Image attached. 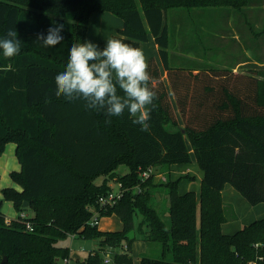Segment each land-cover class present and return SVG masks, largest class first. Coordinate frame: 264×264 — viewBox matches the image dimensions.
<instances>
[{"label": "trees", "instance_id": "16d2710c", "mask_svg": "<svg viewBox=\"0 0 264 264\" xmlns=\"http://www.w3.org/2000/svg\"><path fill=\"white\" fill-rule=\"evenodd\" d=\"M263 2L0 0V39L16 28L22 41L20 53L12 58H4L0 49V156L8 143L17 145L21 171L12 172L11 178L23 188L1 190L0 264H66L67 258L104 264L109 251L112 264H134L136 238L128 234L139 213L143 221L138 233L162 248L160 258L143 255L141 264H264V218L233 234L222 228L235 217L229 216L222 199L226 185L252 206L264 203V70L241 73L234 71L236 65L214 68L193 59L182 65L168 51L167 26L169 11L215 9L202 11L198 21L222 20ZM106 12L123 20L112 38L141 48L152 37L158 47L162 67L154 57L148 60L157 98L150 105L147 132L132 123L127 109L122 116L109 117L105 110L86 109L82 99L69 102L55 95V77L66 68L69 48L88 41L92 15ZM189 19L182 22L179 49L201 57L196 40L194 45L184 43L190 39ZM56 23L64 24L60 44L46 48L36 42L38 34L46 35ZM213 26L211 42L220 46L224 31L219 24ZM117 92L124 95L119 87ZM192 156L202 173L199 198L194 191L180 193V180L171 179L173 167L192 163ZM122 165L128 168L125 175L116 172ZM150 168L154 173L143 182L140 171ZM160 169L169 172L162 184L169 222L151 203ZM102 175L105 180L96 184ZM110 181L128 190L115 206L104 208L99 199L113 191ZM3 200L13 202L18 212L8 223L1 212ZM29 209L32 217L19 216ZM95 212L100 219L116 215L122 230L91 225ZM72 235L98 241V249L83 260L74 257L69 247L59 245ZM124 244L127 251H121Z\"/></svg>", "mask_w": 264, "mask_h": 264}, {"label": "clouds", "instance_id": "9594fccd", "mask_svg": "<svg viewBox=\"0 0 264 264\" xmlns=\"http://www.w3.org/2000/svg\"><path fill=\"white\" fill-rule=\"evenodd\" d=\"M63 31L64 24L56 23L46 35L38 34L36 42L55 47L64 40ZM17 37L16 28H10L6 38L0 39L4 58L20 53L22 41ZM148 68L143 50L121 39H107L102 49L91 41L74 43L65 70L55 77V95H63L69 102L82 99L86 109L105 110L109 117L122 116L127 109L134 118L132 123L147 132L151 118L148 106L157 98L156 81ZM117 87L124 95L118 94Z\"/></svg>", "mask_w": 264, "mask_h": 264}, {"label": "rangeland", "instance_id": "374dc122", "mask_svg": "<svg viewBox=\"0 0 264 264\" xmlns=\"http://www.w3.org/2000/svg\"><path fill=\"white\" fill-rule=\"evenodd\" d=\"M214 11L215 9H198L195 11L190 12H178V10L169 11L167 14V26L170 30V47L168 49L170 55L176 54L177 59H179V62L182 65H186V60H191L192 56L197 57V54L195 52L186 51L183 49H179L182 44V34L180 32V28L185 26V22L187 21V18H191L188 20L187 25V31L186 33H189V42L185 41L184 43H190L192 45L196 44L200 47V50L202 51V56H198V58L203 59L202 62H206L207 65H210L214 68H231L232 65L229 63L230 57H227V54H229L230 50H235L232 48H229L232 43H230L231 36H233L235 29L232 26V20L226 24V27L223 28L225 30V38H223L220 41V46H217L215 43V47L212 44L211 40L213 39L212 35H215L213 31L209 30V25H202L199 23V19L197 16L201 14L202 11ZM184 14V15H183ZM180 15H183L180 19H183L184 23H178V17ZM104 20L103 23L101 20ZM225 26V25H224ZM123 27V20L111 13H95L92 15L88 27V41H91L102 49L105 46V43L107 39L112 38L113 35L117 34V31L119 28L121 29ZM191 36L194 37L191 38ZM219 37V36H218ZM176 38V39H175ZM232 42H234L232 40ZM235 47L239 48L238 42L235 43ZM212 48V49H211ZM173 57V56H171ZM200 60V63H202ZM166 80V78H165ZM167 83V80H166ZM168 85V84H167ZM174 105L175 101L173 99ZM176 109V107H175ZM177 112V109H176ZM177 118L179 119L180 125L181 119L177 112ZM189 145V143H188ZM192 159L194 162L186 164V165H178L174 166L173 170L171 172V179L172 180H180L179 182V192L184 193L187 190H197L201 189V179H202V173L199 169L195 157L192 156ZM184 170V171H183ZM187 172L185 175H181L183 172ZM116 172L120 175H125L128 172V168L126 166H119L116 169ZM186 176V177H185ZM105 176H99L95 179L96 184H101L105 180ZM169 178V172L164 171L163 169H160L157 171L155 177H154V183L158 186L156 191L152 193V205L155 209L159 211V213L163 216V219L167 222H169V219L167 217L168 206L165 202V188L162 184L165 183V181ZM113 188H116L115 181L109 182ZM113 184V185H112ZM233 191L232 195L229 196L228 191L225 192V199H223V202L226 204L225 207L227 209V212L229 216L231 214H234L236 212L238 216V220H231V222H227L223 225V232L227 234H233L239 228L241 229L245 224H248L250 220H260V218H264V204H258L256 206L250 205L245 198L235 190L232 186L228 185ZM10 205V202L8 200H3V206ZM10 206H7L8 209ZM30 210V209H29ZM234 210V211H233ZM32 212V211H31ZM31 212L30 215H31ZM143 221V216L139 213L135 216V229L130 232L129 238H136V241L143 242L141 244L136 245L135 252H132V256L134 257L135 261H138L139 258H142L143 255H148L150 257L154 258H160L162 255V248L161 245L154 242H147L144 241L143 236H140L138 233V225ZM101 229L104 230H118L121 229V223L116 217V215L112 216H105L101 218L99 226ZM60 246L63 247H69L72 252H76L80 254L83 258L88 256V254L91 251H95L98 249V241H92V240H83L81 238H72L67 237L65 239H62L59 242ZM145 245L146 250L144 253L140 254L137 253L139 250H142V246ZM133 251V250H132ZM139 263V262H137ZM71 264H75V261L72 260ZM255 264V263H251Z\"/></svg>", "mask_w": 264, "mask_h": 264}, {"label": "crops", "instance_id": "0c3cea01", "mask_svg": "<svg viewBox=\"0 0 264 264\" xmlns=\"http://www.w3.org/2000/svg\"><path fill=\"white\" fill-rule=\"evenodd\" d=\"M103 14H105V13H103ZM231 20H232V26L235 29V32L233 33L234 35L231 36L232 37L231 40H235V41L232 42L230 40V43H232V44L230 45L229 48H232L235 50H230L229 54H227V57H230L229 63H231V65H236L235 67L233 66L234 71H239L241 73H253V72L260 71V70L261 71L264 70V4H262L260 6H256V7L246 8L243 12L239 13L236 17L231 16L228 19L223 18L222 20H220V18H218V17L217 18L207 17V19L205 21H199V23H205L206 22L208 25H210L212 27V28H210L208 26L210 28L209 30L214 32V30H213L214 26L213 25L219 24L223 29L226 27V24L229 23ZM101 21L102 22H100V23L104 22L103 19ZM223 31H224L223 32V38H225L224 34L226 32L224 29H223ZM236 41L239 44V48L235 47ZM140 49L143 50V52L147 58V61L151 57H154L157 60L158 64L162 67V61L160 59L158 47L155 44L154 38L150 37V40L148 42L142 43ZM174 53L177 54L176 51ZM191 59L196 60L198 62H200V60L202 62V60H203V59L198 58L196 56L195 57L192 56ZM162 73H163V77L165 79L166 75H165V71L163 69H162ZM256 77H259V76H256ZM260 79H262V78L260 77ZM148 108L150 109V105L148 106ZM16 151H17V145L15 143H8L5 147L4 153L2 154V156H0V200L3 198L1 190L4 188H13V189L17 190L18 192L23 191V188L19 184H17L16 182H14L11 178L12 172L21 171V164L19 163V160L17 158ZM192 162H194L193 159H192ZM187 172H188V170L186 172L181 173V175H185V174H187ZM229 188L230 187L228 185H226L224 187V189L222 191L223 199H225L226 190L228 191L229 196H231L233 194L232 193L233 191H231L232 189H229ZM200 190L201 189H199V191H198V189L197 190L194 189V190H187V191L196 192V194L199 198ZM9 202H10V205H6V206H3V203H2L1 212L5 215L7 220H12V219H15L18 217V212L14 208L13 202H11V201H9ZM261 204H264V203H261ZM224 205H226V204L224 203ZM7 206H10V207L7 209L6 208ZM29 212H31V210H27L25 212V214L29 217H32L33 213L31 212V215H30ZM234 216L235 217L233 218V220H238V216H237L236 212H234ZM254 219H256V218H254ZM254 219L250 220V222H248V224H245V225H249L252 222L256 221ZM229 222H231V220ZM120 223H121V229H118V230L117 229L116 230H104V229H101L100 227H99V229L102 231H120V230H122V227H123L121 221H120ZM239 230H240V228H239ZM129 235H130V233L128 234V237H130ZM141 243H143V242H140V241L134 242L132 252H135L136 245L141 244ZM142 247H143L142 250H139L137 252V253H139V255L144 253L146 250L145 245H143ZM72 253H73L74 257H77L81 260H83L86 257L85 256L83 258L82 256H80V254H78L76 252H72ZM133 259H134V257H133ZM137 262H139V263H137ZM75 264H78V263L75 262ZM134 264H141V258H139L138 261H135V259H134Z\"/></svg>", "mask_w": 264, "mask_h": 264}, {"label": "built area", "instance_id": "2783aa9c", "mask_svg": "<svg viewBox=\"0 0 264 264\" xmlns=\"http://www.w3.org/2000/svg\"><path fill=\"white\" fill-rule=\"evenodd\" d=\"M154 173V169L150 168L148 170H141L140 171V178L143 182H145L152 174ZM136 189H138L140 191V187H137ZM128 189H124L122 184H117L116 188L113 189V191H111L110 193H108L106 196H102L99 199V203L100 206L106 208V207H113L115 206L124 196V193L127 191ZM19 216L21 218H25L27 217V215L25 213H21L19 214ZM100 216L98 212L94 213V216L92 218L91 221V225L93 226H99L100 224ZM10 220L6 219V223H8ZM28 227L31 229V226L28 225ZM72 238H76L74 235H72ZM128 246L126 244L123 245L121 251H127ZM94 252V251H91ZM71 259H64V263L66 264H71ZM113 263V253L111 251H109L107 254H105L104 256V264H112Z\"/></svg>", "mask_w": 264, "mask_h": 264}, {"label": "water", "instance_id": "95a60500", "mask_svg": "<svg viewBox=\"0 0 264 264\" xmlns=\"http://www.w3.org/2000/svg\"><path fill=\"white\" fill-rule=\"evenodd\" d=\"M28 206V204L27 203H25V207H27Z\"/></svg>", "mask_w": 264, "mask_h": 264}]
</instances>
